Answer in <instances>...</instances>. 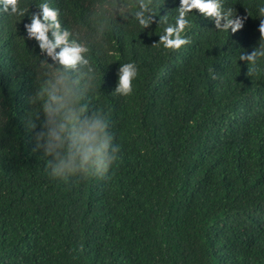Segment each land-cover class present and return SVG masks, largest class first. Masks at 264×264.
<instances>
[{
    "label": "trees",
    "instance_id": "obj_1",
    "mask_svg": "<svg viewBox=\"0 0 264 264\" xmlns=\"http://www.w3.org/2000/svg\"><path fill=\"white\" fill-rule=\"evenodd\" d=\"M145 2L151 25L118 16L107 51L90 52L88 103L108 114L122 152L108 178L76 183L49 177L28 126L40 63L28 14L0 13V264H264V60L256 71L240 60L262 38L264 0H224L244 18L234 33L193 9L179 49L159 36L181 0ZM91 3L52 0L68 27ZM129 60L140 73L123 97L113 91Z\"/></svg>",
    "mask_w": 264,
    "mask_h": 264
},
{
    "label": "clouds",
    "instance_id": "obj_2",
    "mask_svg": "<svg viewBox=\"0 0 264 264\" xmlns=\"http://www.w3.org/2000/svg\"><path fill=\"white\" fill-rule=\"evenodd\" d=\"M21 2L0 0V13L10 18L28 14L26 36L40 50L38 85L31 97L34 111L28 120L35 150L41 153L51 179L76 183L108 178L121 158L122 148L110 131L108 114L88 103L98 92L99 79L90 52L94 49L102 55L107 51L106 36L118 16L126 21L131 15L146 28L153 23V9L145 0H92L86 22L68 27L62 24L63 13L52 0H40L33 12L21 7ZM193 9L211 18L217 30L234 33L244 26V18L226 8L224 0H181L176 23L168 24L159 36L163 47L179 49L189 43L181 32ZM257 17L262 18L258 47L250 54H240V60L252 64L251 71L264 60V3L258 7ZM139 73L135 61L120 62L113 92L123 97L132 95ZM209 74L212 80L219 79L214 68Z\"/></svg>",
    "mask_w": 264,
    "mask_h": 264
}]
</instances>
